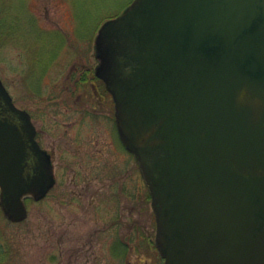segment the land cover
Returning <instances> with one entry per match:
<instances>
[{"label": "water", "instance_id": "obj_1", "mask_svg": "<svg viewBox=\"0 0 264 264\" xmlns=\"http://www.w3.org/2000/svg\"><path fill=\"white\" fill-rule=\"evenodd\" d=\"M96 75L135 156L165 264H264V0H133L96 39ZM0 78V207L55 184Z\"/></svg>", "mask_w": 264, "mask_h": 264}, {"label": "rangeland", "instance_id": "obj_2", "mask_svg": "<svg viewBox=\"0 0 264 264\" xmlns=\"http://www.w3.org/2000/svg\"><path fill=\"white\" fill-rule=\"evenodd\" d=\"M131 1L0 0V76L33 115L56 176L46 197L27 200L24 221L0 208V264L163 263L148 244L155 214L115 131L113 103L89 83L68 92L89 67L94 78L98 30ZM116 240L129 244L124 257L113 250Z\"/></svg>", "mask_w": 264, "mask_h": 264}, {"label": "flooded vegetation", "instance_id": "obj_3", "mask_svg": "<svg viewBox=\"0 0 264 264\" xmlns=\"http://www.w3.org/2000/svg\"><path fill=\"white\" fill-rule=\"evenodd\" d=\"M95 55H96V53H95ZM96 66H97V63H96V65L94 66V68H93V75H94V78L90 81V78H89V74L87 73V72H89L91 69H92V67H89L88 68V70H85V72H83L82 74H81V76H80V86H79V84H76V83H78V82H75V84H73L72 85V88H71V91L69 90L68 92H69V95L70 96H73V95H77L78 94V91H79V88L81 87V85L82 86H89L88 85V83L89 84H92L93 86H94V88L96 89V93H94V94H101V97L103 98V99H106L107 100V102L109 103V104H111V102L113 103L112 104V108H113V113H112V118H113V122H114V126H115V131L117 132V134H118V130H117V126H116V123H115V109H114V101H113V98H112V95H111V93L107 90V88H106V85H105V83L101 80V79H99L98 77H97V75H96ZM93 75H91L92 77H93ZM29 111V110H28ZM29 113L31 114V112L29 111ZM31 117H32V119H33V115L31 114ZM37 127V126H36ZM118 137H119V134H118ZM36 138H37V140L39 141V143H40V145L45 149V150H47V152L50 154V156H51V160H52V163H53V152L52 151H50L49 149H47L46 147H44V145H43V143L41 142V140H40V138H39V131H38V129L36 128ZM119 141H120V143L122 144V142H121V140H120V137H119ZM123 145V144H122ZM123 147H124V145H123ZM125 148V147H124ZM125 150L129 153V151L125 148ZM53 169H54V163H53ZM54 174H55V171H54ZM56 177V176H55ZM143 178V177H142ZM56 179V178H55ZM143 181H144V179H143ZM56 184V183H55ZM144 184H145V182H144ZM55 186V185H54ZM119 219V221H120V218H118ZM143 232V235H144V237H145V231H142ZM151 241H153V237L151 238ZM127 245H128V247H129V244L127 243V242H125ZM152 246H154V244H152ZM128 250H129V248H128ZM120 253H123L122 251L120 252ZM126 253L127 252H125L124 253V255H126Z\"/></svg>", "mask_w": 264, "mask_h": 264}, {"label": "trees", "instance_id": "obj_4", "mask_svg": "<svg viewBox=\"0 0 264 264\" xmlns=\"http://www.w3.org/2000/svg\"><path fill=\"white\" fill-rule=\"evenodd\" d=\"M150 197V195L148 194V198ZM149 240V239H148ZM154 242L153 241H148V244H151V246H152V244H153ZM148 244L147 245H145L146 247H145V249H146V251L149 253V252H151L150 250H149V247H147L148 246ZM153 247V246H152ZM113 250L114 251H117L118 250V252H123V255H124V253L125 252H127L128 251V245L125 243V242H123V241H121V240H116L114 243H113ZM156 251V250H155ZM0 252H2V250H1V247H0ZM156 254L158 255V253H157V251H156ZM158 258H160V260H162V258L158 255ZM162 264H164V263H162Z\"/></svg>", "mask_w": 264, "mask_h": 264}]
</instances>
